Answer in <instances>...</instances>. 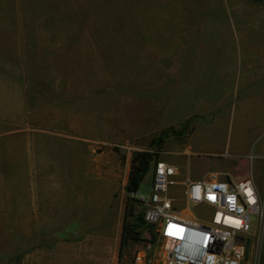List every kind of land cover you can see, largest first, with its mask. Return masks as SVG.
Wrapping results in <instances>:
<instances>
[{"label":"rangeland","instance_id":"obj_1","mask_svg":"<svg viewBox=\"0 0 264 264\" xmlns=\"http://www.w3.org/2000/svg\"><path fill=\"white\" fill-rule=\"evenodd\" d=\"M241 53L256 54L246 75L264 74V0H0V264L93 243L129 196L144 212L153 168L126 190L136 151L183 177L235 166L221 127L204 131L229 125ZM141 230L127 262L144 250L161 264L157 228ZM258 232L242 264H264Z\"/></svg>","mask_w":264,"mask_h":264},{"label":"built area","instance_id":"obj_2","mask_svg":"<svg viewBox=\"0 0 264 264\" xmlns=\"http://www.w3.org/2000/svg\"><path fill=\"white\" fill-rule=\"evenodd\" d=\"M151 168V193L139 198L146 222L164 240L161 264H242L256 222L262 242L264 191L251 178L237 181L217 172L183 177L180 166L165 159H156ZM118 264L153 263L140 250L131 263Z\"/></svg>","mask_w":264,"mask_h":264},{"label":"crops","instance_id":"obj_3","mask_svg":"<svg viewBox=\"0 0 264 264\" xmlns=\"http://www.w3.org/2000/svg\"><path fill=\"white\" fill-rule=\"evenodd\" d=\"M255 59L256 54L241 53V95L236 98L237 101L233 105L228 127L223 128L219 124L220 122H217L216 125L207 126L204 132H206L207 137H215L218 135L219 126L221 127L223 132L222 146L216 151L223 154V156H231L230 159L235 164L230 169H222L221 173L219 171L216 172H219L222 178H231L237 181L251 178L258 190L263 192L264 74L262 75L259 70L256 72L254 64L253 71L255 73L251 72L246 75L244 63ZM199 130L204 129H196L191 134V142L186 146L184 152L190 153L192 142ZM236 160L237 162H235ZM171 163L176 164L175 162ZM122 225L123 222L120 223L119 229L115 231H113L112 227L100 230L98 239L91 244L57 246L56 248L61 249L62 255L53 256L51 260L46 261H31L30 264H118Z\"/></svg>","mask_w":264,"mask_h":264},{"label":"trees","instance_id":"obj_4","mask_svg":"<svg viewBox=\"0 0 264 264\" xmlns=\"http://www.w3.org/2000/svg\"><path fill=\"white\" fill-rule=\"evenodd\" d=\"M153 144L161 145L162 138L153 141ZM158 159L151 151H136L131 159L127 192L136 193L145 177L152 167L153 161ZM139 200L134 197H128L125 206V213L122 225L121 241L119 246V262L129 261L131 248L144 239L141 228L146 222L145 211H140L137 207Z\"/></svg>","mask_w":264,"mask_h":264}]
</instances>
